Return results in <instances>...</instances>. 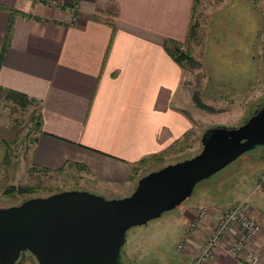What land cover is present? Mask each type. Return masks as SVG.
I'll use <instances>...</instances> for the list:
<instances>
[{
  "label": "crops",
  "instance_id": "crops-1",
  "mask_svg": "<svg viewBox=\"0 0 264 264\" xmlns=\"http://www.w3.org/2000/svg\"><path fill=\"white\" fill-rule=\"evenodd\" d=\"M193 5L194 0H0L2 94L15 91V97L31 99L26 107L40 124L28 137V161L52 172L76 168L96 189L119 197L135 185L128 179L132 164L177 148L195 117L184 104L192 97L183 85L184 68L163 40H184ZM19 128L14 121L0 122V167ZM209 193L200 190L174 216L183 231L178 241H186L177 248L181 258L175 264H188L218 213L241 201L260 223L251 246L257 259L250 263L217 246L203 264H264V195L254 199L257 204L246 195L220 206ZM189 221L196 222V232L187 238ZM123 252L131 258L130 250Z\"/></svg>",
  "mask_w": 264,
  "mask_h": 264
},
{
  "label": "rangeland",
  "instance_id": "rangeland-1",
  "mask_svg": "<svg viewBox=\"0 0 264 264\" xmlns=\"http://www.w3.org/2000/svg\"><path fill=\"white\" fill-rule=\"evenodd\" d=\"M194 3L190 22H195V32L186 35L180 44L181 49L192 57L190 62L182 60L183 85L191 96L194 90L198 91L199 100L211 108L203 109L194 103L192 97L185 101L188 114L195 117L189 135L177 148L164 153L162 159L156 162L150 159L138 165L137 175L193 156L201 147L199 138L206 127L218 124L236 126L263 102L264 0H195ZM31 113L30 107L14 105L11 99L3 96L0 98V122L10 120L20 127V135L9 146L7 159L0 167V205L20 201V194L17 197L16 194H3L4 187L9 184L35 186L30 194L26 193L28 195L85 188L106 197L117 196L96 189L76 168L64 166L56 172H42L31 167L27 157L30 150L28 137L32 127L36 126ZM263 171L264 144H257L228 162L220 171L198 181L191 194L170 211H163L146 224L126 229L127 238L122 250H130L131 258L122 251L129 262L122 260L125 264H175L181 258L177 242L183 231L180 219L174 218L180 207L185 202L194 201L200 190H209L211 198L220 206L245 199L246 195L247 201L254 202L260 194L264 195V186L257 185V174ZM130 181L135 184L136 176ZM19 263L38 264L28 251L24 252Z\"/></svg>",
  "mask_w": 264,
  "mask_h": 264
},
{
  "label": "water",
  "instance_id": "water-1",
  "mask_svg": "<svg viewBox=\"0 0 264 264\" xmlns=\"http://www.w3.org/2000/svg\"><path fill=\"white\" fill-rule=\"evenodd\" d=\"M262 101L236 126L206 127L193 156L139 175L132 190L119 197L69 188L0 205V264H16L23 250L38 264H125L126 229L170 211L198 181L264 144Z\"/></svg>",
  "mask_w": 264,
  "mask_h": 264
},
{
  "label": "built area",
  "instance_id": "built-area-1",
  "mask_svg": "<svg viewBox=\"0 0 264 264\" xmlns=\"http://www.w3.org/2000/svg\"><path fill=\"white\" fill-rule=\"evenodd\" d=\"M259 181L257 185L264 184V171L258 173ZM243 201L223 208L218 213L215 222L210 228V232L202 236L200 247L188 264H203L211 257L214 247H223L224 251L236 255L242 254L250 263L257 259L251 246L253 237L261 231L260 223L246 210ZM205 208L199 210L201 216L205 213ZM187 238L196 232V222L189 221L185 224ZM186 242V241H185ZM184 241L177 242V248L184 249Z\"/></svg>",
  "mask_w": 264,
  "mask_h": 264
},
{
  "label": "trees",
  "instance_id": "trees-1",
  "mask_svg": "<svg viewBox=\"0 0 264 264\" xmlns=\"http://www.w3.org/2000/svg\"><path fill=\"white\" fill-rule=\"evenodd\" d=\"M194 5H195V3H194ZM194 5H193V8H194ZM194 24H195V22H190L189 21V24H188V33L186 35L189 36V35H192V33L195 32ZM9 29H11V24L10 23H9L8 27H6V30L4 32V40L2 42V47H5L8 44V40H9V36H10L9 35ZM163 42H164V49H166V51L174 58V60L176 61L177 64H179L180 66H183L182 65V60L183 59H186L188 62H190V60H191L192 57L189 56L186 53V51H184L180 47L181 46L180 44H181L182 41H179V40L176 41V40H174L172 38H168L167 37V38H164ZM4 90L5 89H3V88L0 87V98L3 96L2 93L4 92ZM6 92L9 95H6L5 94V96H3V97L13 100L16 104L20 105L21 107H26L28 105V103L31 102V99L26 98V97H25L26 99L25 98L22 99L20 97H17V95L15 97V91L14 92H12V91H6ZM198 96H199L198 95V91H195L194 90L192 99H193V101H194L195 104H197L200 107H203V109H205V108L206 109L211 108L209 104H206V103L203 104L199 100ZM248 115L250 116L251 114L249 113ZM32 120L36 124L37 127L38 126L40 127V124L37 121L36 115H32ZM161 158H162V156L159 153H156L155 155L151 154V155H148V157H144V159H142V160L140 159L139 161H137L134 164H132L131 167H130V175H128L129 181L132 180V178L134 176H136V178L139 176V175H137V174H139L138 173L139 172V169H137V166L138 165H140V164L143 165L146 161H149L150 159H153L156 162L157 160H160ZM6 159H7V156H4L3 163H5ZM31 167L38 168L42 172L47 170L45 168L41 169L40 167H36L34 165H31ZM58 170H61V168L58 169ZM35 189H36L35 186H32V185L31 186H28V185H18V186H15L13 184H9V185H6L4 187L3 194H5V195L7 194V195H11V196H15V194H16V197H17V195L20 194L22 196H21V198H19V200H22L23 198H25L27 196L30 197L31 195H34V193L31 194V195H28V194H30ZM26 193H28V194H26ZM23 194H26L27 196H25ZM26 251L27 250H23L21 252V255L19 256V258L15 262L16 264H20L19 262L21 261V258L23 257V254ZM30 255H31V253H30ZM121 259L129 262V260H127V259L124 258L123 252H122V255H121Z\"/></svg>",
  "mask_w": 264,
  "mask_h": 264
},
{
  "label": "flooded vegetation",
  "instance_id": "flooded-vegetation-1",
  "mask_svg": "<svg viewBox=\"0 0 264 264\" xmlns=\"http://www.w3.org/2000/svg\"><path fill=\"white\" fill-rule=\"evenodd\" d=\"M264 74V73H263ZM264 76V75H263ZM264 98V97H263ZM262 104V103H261ZM259 107V106H258ZM257 108V107H256ZM252 113V112H251Z\"/></svg>",
  "mask_w": 264,
  "mask_h": 264
}]
</instances>
